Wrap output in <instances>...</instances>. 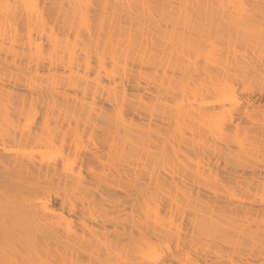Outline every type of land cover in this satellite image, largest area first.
<instances>
[{
	"label": "bare ground",
	"instance_id": "bare-ground-1",
	"mask_svg": "<svg viewBox=\"0 0 264 264\" xmlns=\"http://www.w3.org/2000/svg\"><path fill=\"white\" fill-rule=\"evenodd\" d=\"M0 264H264V0H0Z\"/></svg>",
	"mask_w": 264,
	"mask_h": 264
},
{
	"label": "rangeland",
	"instance_id": "rangeland-1",
	"mask_svg": "<svg viewBox=\"0 0 264 264\" xmlns=\"http://www.w3.org/2000/svg\"><path fill=\"white\" fill-rule=\"evenodd\" d=\"M256 97H258V95H256Z\"/></svg>",
	"mask_w": 264,
	"mask_h": 264
}]
</instances>
